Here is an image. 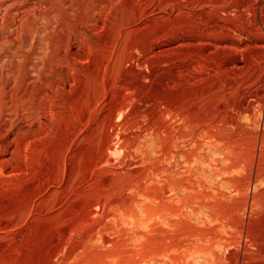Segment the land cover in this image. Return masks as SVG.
I'll list each match as a JSON object with an SVG mask.
<instances>
[{
  "label": "rangeland",
  "instance_id": "obj_1",
  "mask_svg": "<svg viewBox=\"0 0 264 264\" xmlns=\"http://www.w3.org/2000/svg\"><path fill=\"white\" fill-rule=\"evenodd\" d=\"M64 9L56 53L53 29L33 18L12 44L0 41V73L9 62L15 76L27 74L16 99L27 89L42 98L48 88L33 86L39 69L54 72L45 82L63 92L44 104L41 136L26 123L34 138L20 137V172L0 175V264H234L237 256L261 264L249 242L264 234V110L255 99L258 88L264 95V65L252 66L249 51L167 49L187 32L155 39L183 22L216 21L215 11L135 26L130 0L87 30L82 47L70 31L83 17ZM52 54L75 72L50 69Z\"/></svg>",
  "mask_w": 264,
  "mask_h": 264
},
{
  "label": "bare ground",
  "instance_id": "obj_2",
  "mask_svg": "<svg viewBox=\"0 0 264 264\" xmlns=\"http://www.w3.org/2000/svg\"><path fill=\"white\" fill-rule=\"evenodd\" d=\"M31 1L32 0H0V41L2 40L6 44L7 43L12 44V39L10 38L11 35L14 34L15 31L16 33H18L23 23L25 22L30 23L28 21L29 20L31 21L32 18L35 19V21L42 20L45 26L44 30L45 28H46V31L48 30V32L46 33H49V29L51 30L53 29L52 31H54L50 33L48 36V44H49V47H51V49L54 48V51H53V54H54L56 53L55 50L59 49L58 45L60 44L59 43L57 45V42L59 41V38L57 35L62 33V29L65 26V25L63 26V20H64L63 17L65 13L62 14V10H65L64 8H69L70 10H72L74 19L76 21L80 19V17H83L84 22L80 25L78 30L72 31L73 30L72 29L70 31L72 32L70 37H74L76 41L78 40V38H80V41H78V43L82 47H86V45L89 46L88 43L90 42V38L86 33L87 30L93 29L94 27L98 25H104L103 20L107 15L114 13L120 8L122 4L130 0H36L37 3L35 2L34 4L30 3ZM131 1H132L131 12L134 18L133 25L135 26H138L139 24H143L144 19L152 18L154 16L169 17L173 15L174 16L178 15L179 17H185V18H190V19H193V18L201 19V17H203V13L206 10L216 12V17H215L216 21H213V22H209V21L202 22L204 24H199L196 27H193L192 25H190L189 22H183V23H180L179 25H176L174 28L170 27V28L163 29L161 32L158 31L159 33L156 35L155 39L168 38L172 35L174 31L180 32V33L182 32L181 34L186 33V32L190 34L187 37L180 35L179 37L173 38L171 40L170 45L167 46V49L169 50L174 49V48L177 49V47H181V46H189L191 48L193 46H196V48L197 46H202L203 48L204 46H206L207 48L208 46V48H214L217 51L218 49L226 50V51L230 50L233 52H238V51L248 52L249 51L252 54V57H251L252 66H254L255 68H259L260 66L264 65V0H131ZM67 4L68 5L70 4V7H66ZM23 7H26L29 9L23 12L19 11ZM15 10H17V13H14ZM68 16L71 17V15H67V17ZM230 17H233V20ZM40 24H42V22ZM14 25L17 26L16 27L17 29L12 30V28L14 29L13 27ZM75 25H73V27ZM23 27L25 28V26ZM29 27H32V26H29ZM201 28H207L211 34H207V33L202 34L200 32L196 34L194 30H197V29L200 30ZM65 30L66 29H64L63 31L65 32ZM193 33L196 35H194ZM35 37L36 36H34V38ZM45 40L44 42H46ZM39 42H42V41H39ZM73 43L74 45L77 44L75 42ZM209 54L212 55V53H209ZM73 56H77V55H73ZM53 57L55 56L53 55ZM57 57H55V60L57 59ZM24 59L27 60V58H24ZM51 59L53 60V58ZM52 62H53L51 65L52 68L50 69H53L54 71L66 68L70 71V73L75 72V65L73 64V62L67 59L65 60L63 58L58 57V60L56 61L53 60ZM7 64L10 66L11 63L9 62L5 63L6 65L5 69L3 68L4 70L2 69V74L0 73L1 80H2L0 82V140L2 142L0 143L1 144L0 145V173H1L0 175L2 178H4L3 176L5 174H11V173L14 174V172L16 171L17 173L20 172L19 169L21 167L19 168V166L18 167L15 166L14 162L16 161V157H19L20 154H22V152H20V144L22 143L21 138L24 135H26L27 137L26 133H28L29 131L28 127H26V123L30 121H33V123L36 122L37 127L39 126L42 130L40 129V131H38L39 128L38 130H36L37 129L36 128L35 130H32V132L35 131L33 132V134L39 133L38 136H41L42 134L40 135V133L46 130L47 125H43L45 127H42L41 123L40 125H38L37 120L40 116L46 115L45 111L47 109L44 110V104H49L48 100H51V99H53V101L55 100L54 98L56 97L52 94L56 90L53 89L54 88L52 86L53 82H50V84L46 83L45 81L47 80L45 79L47 77H49V79L57 78V76L56 77L54 76L55 75L54 72L53 73L51 72V75L50 76L48 75L46 77V75L42 74V72L39 69V71L37 72V76H38L37 81L33 83L34 85L28 84L27 87L31 88L32 85L35 87H39V88L46 87V89L48 88L47 90L49 92H47V90L43 91V93L41 92L42 98L41 99L39 98L33 101L32 100L33 97H31L32 93H29L28 92L29 90L27 89L24 91V94L22 93L23 95L21 96L20 99H16V94H18V92L22 89V87H24V85L27 83L25 82L26 81L25 76L27 74L25 75L26 73L25 72L24 73L25 76H23V73H21L19 76H15L13 73H11L13 70L7 69ZM24 64H25V61H24ZM235 65L237 68L236 70H238L242 68L243 64L242 62H236ZM46 67L47 66H45V68ZM56 72L60 74L59 71H56ZM73 76L69 75L68 81L72 80L74 81L73 83H75L76 80H73ZM28 78H31V77L27 76V79ZM55 83L56 81L54 82V84ZM259 83L257 79H254L253 84L256 85V88H258L257 85ZM32 90L35 91L34 88ZM61 91H58V92L56 91V92L58 94L59 93L62 94L63 92ZM260 92H261V89L258 88L255 92V96H256L255 99L257 101V104H259L264 110V95L261 96L262 92L261 93ZM57 93L55 95H57ZM47 101L48 103H46ZM51 102L52 100L50 101V103ZM46 106L47 105H45V107ZM35 134H34V137L36 136ZM30 136L27 137L28 140L34 138L33 136L30 138ZM26 141H23V142H26ZM28 144H29V141H28ZM22 157L23 156H21V158ZM11 177H13V175ZM5 178H7V176ZM260 226L262 225L260 224ZM254 229H257V228H254ZM261 230H263L262 227H261ZM255 232L256 231L249 233V234L253 235V233ZM257 232L258 233H255L253 237L250 236L251 239L249 243L252 246V248H254L257 252H259V254L262 255V256L258 255V257L262 259V260L260 259L261 264H264V234L261 233L262 231H260V229L259 231L257 230ZM243 258L242 257L240 258L237 256V258L235 259L236 262L234 264H244L245 261L242 262ZM250 263L248 262L247 264H250ZM253 263L255 262L253 261Z\"/></svg>",
  "mask_w": 264,
  "mask_h": 264
}]
</instances>
